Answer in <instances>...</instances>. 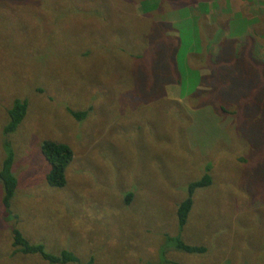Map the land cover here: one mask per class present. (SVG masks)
<instances>
[{
  "label": "rangeland",
  "instance_id": "rangeland-1",
  "mask_svg": "<svg viewBox=\"0 0 264 264\" xmlns=\"http://www.w3.org/2000/svg\"><path fill=\"white\" fill-rule=\"evenodd\" d=\"M94 3L0 0V161L11 154L16 181L8 206L0 204V264H49L12 252V229L45 254L69 251L81 263L263 264L264 85L255 77L264 70H242L239 88L212 90L204 82L211 69L186 60L203 57L201 17L210 28L213 19L230 20L237 36L263 28L264 38V0ZM245 3L251 17L238 12ZM82 11L94 17L81 19ZM116 35L133 47L121 48ZM141 37L152 54H143ZM160 37L178 40L171 59V43ZM211 38L221 39L216 31ZM255 43L247 54L264 65V46ZM168 64L179 84L155 76ZM15 100L26 102L25 114L3 134ZM68 111L85 114L77 120ZM42 141L70 149L62 187L45 184ZM207 168L209 183L190 192L179 225L176 206ZM2 192L0 185V200Z\"/></svg>",
  "mask_w": 264,
  "mask_h": 264
},
{
  "label": "trees",
  "instance_id": "trees-1",
  "mask_svg": "<svg viewBox=\"0 0 264 264\" xmlns=\"http://www.w3.org/2000/svg\"><path fill=\"white\" fill-rule=\"evenodd\" d=\"M89 1L90 5L94 6V0H86ZM123 3H129V0H122ZM203 0H194V3H197ZM164 1L161 3L160 9L163 6ZM171 5V3H170ZM241 8V9H240ZM253 7H249L246 3L241 7H238V12L242 14V16H250L253 14ZM94 11V10H92ZM81 19H84L85 15L90 14H83ZM127 13L132 14L129 10L126 11ZM95 13V11H94ZM94 17L93 15H90ZM126 14L124 11H120V17L125 18ZM250 17L245 19H249ZM101 18V17H99ZM208 18L201 17L199 20V40H200V48L203 53V57L199 60L192 61L193 56H187V65H189L192 69H195L193 65L197 64H204L205 66L209 67L212 71V75L204 79L206 85L210 86V89H219V90H227L230 91L234 88H239L237 85L233 83L234 79L243 71H253V69L257 70L258 72L264 70L263 63L259 62L255 59L253 55L247 54V48L253 47L256 43L255 41H260L258 45L264 46V38L262 35L261 30L263 28H259V31L254 27H248V31L250 30V36L247 34H241L237 36L236 31L233 29L228 30V24H230V20L226 19L223 22H220V19H213L212 21L216 20L215 28H210L208 25ZM89 21V19H85V22ZM211 21V22H212ZM169 27V26H168ZM168 27L165 28L168 30ZM68 28L76 33L77 26L72 24L68 25ZM170 29V28H169ZM216 31L219 33L221 39L220 41L214 42L212 39V32ZM234 31V32H233ZM229 33H235V37L230 38L228 35ZM117 39V43L121 48L125 46L126 48H130L129 45H132L133 42L128 37H124L121 35L115 36ZM92 40H96V38L89 37ZM163 41H167L171 43V52H170V59L171 53L172 55L175 54L178 40L177 39H165L164 37H160ZM141 41L146 47V52L143 54H152V45L148 39L141 37ZM247 44V45H246ZM124 49V48H123ZM125 50V49H124ZM186 52V51H185ZM130 58L139 59L140 56L136 52L127 51ZM138 55V56H136ZM86 60H88L86 58ZM193 64V65H191ZM262 64V65H261ZM179 70V67H177ZM155 76H159L161 79L167 80V84L180 83L178 80V72L176 71L175 65L168 64V71H159L154 72ZM257 78L259 84L264 85V76L258 75ZM178 83V84H179ZM154 87L153 82L148 83V88L152 90ZM243 92V90H242ZM216 94V92H214ZM258 99V98H257ZM147 101V100H146ZM244 100H242L243 102ZM195 104V102H194ZM26 109V102L23 100H15L8 108L6 115H7V122L5 126L2 128V133L7 134L12 132L17 125L22 120ZM222 113H225L222 106H218V108ZM69 115L74 119H80L85 112H73L68 111ZM39 153L42 159L47 164V172L45 174V184L52 188H59L62 187L65 183L64 180V169L68 165L71 159V152L68 146L64 144H60L54 141H42L39 146ZM11 154L8 153L5 155L4 158L0 161V185L2 187V198L0 200V204L2 207H7L8 202L13 194V191L16 187V181L11 174ZM209 175H208V168L205 170V173L198 179L188 183L187 190L188 196L180 201L175 210V215L177 219V223L179 225H183L185 223L187 214L191 207V198L190 192L199 187H204L209 183ZM11 248L12 252L18 253L22 257H29L30 255L37 254L39 257L46 261L49 264H92V259L87 260L84 263H81L78 258L69 251H60L56 255L45 254L42 252L40 245H31L27 242L26 239L21 237L18 231L15 229L11 230ZM177 247L183 250L186 253H193L195 249L187 247L185 244L178 242ZM264 264V263H263Z\"/></svg>",
  "mask_w": 264,
  "mask_h": 264
},
{
  "label": "crops",
  "instance_id": "crops-1",
  "mask_svg": "<svg viewBox=\"0 0 264 264\" xmlns=\"http://www.w3.org/2000/svg\"><path fill=\"white\" fill-rule=\"evenodd\" d=\"M191 49V47L190 48H188V49H186V52H190V51H187V50H190Z\"/></svg>",
  "mask_w": 264,
  "mask_h": 264
}]
</instances>
